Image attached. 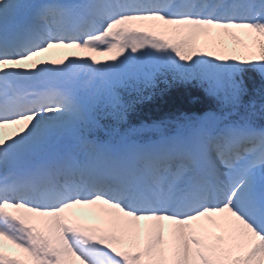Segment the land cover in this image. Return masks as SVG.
I'll list each match as a JSON object with an SVG mask.
<instances>
[{"label":"snow or ice","instance_id":"1","mask_svg":"<svg viewBox=\"0 0 264 264\" xmlns=\"http://www.w3.org/2000/svg\"><path fill=\"white\" fill-rule=\"evenodd\" d=\"M0 264H264V0H0Z\"/></svg>","mask_w":264,"mask_h":264},{"label":"trees","instance_id":"2","mask_svg":"<svg viewBox=\"0 0 264 264\" xmlns=\"http://www.w3.org/2000/svg\"><path fill=\"white\" fill-rule=\"evenodd\" d=\"M204 107V102L195 90L174 91L168 96L142 107L133 122L138 120L150 122L179 114L191 115L200 112Z\"/></svg>","mask_w":264,"mask_h":264},{"label":"rangeland","instance_id":"3","mask_svg":"<svg viewBox=\"0 0 264 264\" xmlns=\"http://www.w3.org/2000/svg\"><path fill=\"white\" fill-rule=\"evenodd\" d=\"M61 51H64V50H63V49H62V50H59V49H52V50H50L49 53L46 54V57H45V58L56 59V58H54V57H56V55L59 56V54H61ZM69 52L74 53V55H78V53H76L75 51H70V50H68V53H69ZM79 54H81V55H85V56L92 55L91 53H79ZM96 58L99 59V60H102V61H105V60L108 59V57H107V58H103L102 56H98V57H96Z\"/></svg>","mask_w":264,"mask_h":264}]
</instances>
